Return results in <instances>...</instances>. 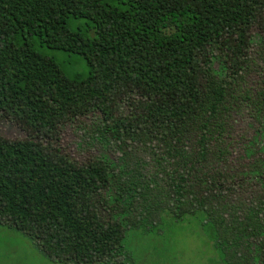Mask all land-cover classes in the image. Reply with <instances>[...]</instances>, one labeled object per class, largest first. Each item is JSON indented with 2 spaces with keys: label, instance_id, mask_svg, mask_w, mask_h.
I'll list each match as a JSON object with an SVG mask.
<instances>
[{
  "label": "trees",
  "instance_id": "trees-1",
  "mask_svg": "<svg viewBox=\"0 0 264 264\" xmlns=\"http://www.w3.org/2000/svg\"><path fill=\"white\" fill-rule=\"evenodd\" d=\"M255 26L264 0H0V112L32 133L0 134V222L57 262L130 264L129 231L196 217L223 264H264V158L237 163L233 124L245 105L264 121V81L245 83ZM45 47L82 55L88 75ZM98 110L119 173L49 142Z\"/></svg>",
  "mask_w": 264,
  "mask_h": 264
},
{
  "label": "rangeland",
  "instance_id": "rangeland-1",
  "mask_svg": "<svg viewBox=\"0 0 264 264\" xmlns=\"http://www.w3.org/2000/svg\"><path fill=\"white\" fill-rule=\"evenodd\" d=\"M84 19L73 20L74 28L84 24ZM264 29L255 26L252 38L251 72L245 77L246 85L259 89L264 81ZM47 54L56 57L69 76L88 75L87 60L79 54L45 47ZM215 66H219L218 63ZM116 115H125L133 110L135 96L118 99ZM104 114L100 110L69 119L61 125L57 134L49 140L71 158L89 163L96 158L107 160L117 173L124 166L121 152L114 142L102 137L100 126ZM234 136L237 140L235 159L242 164L264 158V121H258L248 106L234 115ZM0 134L9 140L28 139L32 133L15 120L0 112ZM132 149L140 144L129 140ZM246 146H250L249 150ZM136 154H139L136 151ZM141 154V153H140ZM143 156V155H140ZM143 162L137 165L141 171ZM133 164H131V167ZM135 173V171H134ZM167 214L155 217L152 223L140 229L131 230L127 244L131 254L130 264H223L213 236L200 218L188 217L184 221H170ZM165 219L167 220L165 224ZM0 264H65L51 260L22 231L0 222Z\"/></svg>",
  "mask_w": 264,
  "mask_h": 264
}]
</instances>
